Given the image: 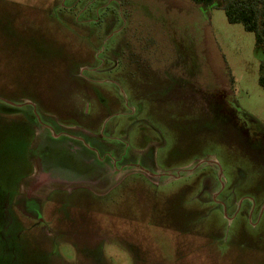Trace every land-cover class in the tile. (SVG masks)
I'll return each mask as SVG.
<instances>
[{"label":"rangeland","instance_id":"1","mask_svg":"<svg viewBox=\"0 0 264 264\" xmlns=\"http://www.w3.org/2000/svg\"><path fill=\"white\" fill-rule=\"evenodd\" d=\"M220 5L0 0V264H264L263 56ZM102 142L149 176L35 189L40 149L73 180Z\"/></svg>","mask_w":264,"mask_h":264},{"label":"flooded vegetation","instance_id":"2","mask_svg":"<svg viewBox=\"0 0 264 264\" xmlns=\"http://www.w3.org/2000/svg\"><path fill=\"white\" fill-rule=\"evenodd\" d=\"M57 127V126H56ZM69 129H74V126H70L68 127ZM52 130V128H49ZM57 130L60 131H53L51 136H44V138H46V141H52L54 143H60L62 145V147H65V149H72L73 152H80L78 149L80 147V145L83 146V148L85 149L86 144H89L91 141L92 143L94 141H99V137L96 136L94 134H92L93 136H88V132L84 130V132L78 133L77 135H72V134H68L70 132H65V131H61V129L57 128ZM65 132V133H64ZM87 132V133H86ZM91 145V144H90ZM41 151V149H40ZM39 151V160H40V164L42 166V170H41V174H43L46 178H48V180H52V181H60L63 182L64 185L68 184L69 182H78V183H83V184H87L84 183L85 181H87L88 179H91L93 185L95 188L98 189H105L106 185H105V174L108 171L107 169H111L112 171H117L115 173H120L125 172L126 170L129 169V165L131 164L130 161H128V159H126V156H124L120 150H118L117 148L111 147L109 146V144H104L103 142L100 144V147L98 149V162L97 163V171L95 169V167L93 169H91V171H93V174L91 175V177L88 178H84V177H79L77 176L75 179L73 180H65L64 177H62L60 174H57L55 171H47L46 169V165H45V160L43 158V156L41 155V152ZM75 165V164H74ZM80 168L78 167V165H76L75 169L76 170H81V165H79ZM84 168V166H83ZM82 171V170H81ZM80 171V172H81ZM111 172V171H110ZM66 181V182H65ZM82 184V185H83ZM85 186V185H83ZM30 209H32L31 211H35V207H31ZM35 215H39L38 213H34Z\"/></svg>","mask_w":264,"mask_h":264},{"label":"trees","instance_id":"3","mask_svg":"<svg viewBox=\"0 0 264 264\" xmlns=\"http://www.w3.org/2000/svg\"><path fill=\"white\" fill-rule=\"evenodd\" d=\"M191 1L204 8H211L215 7V5H220L219 0ZM221 7L225 11L230 24H240L247 32L255 35V44L263 56V62H261L260 65V80L258 82L264 89V0H261L260 2L258 1L257 3L252 1L229 0ZM11 206L13 208V201L11 202ZM14 222H16L15 219Z\"/></svg>","mask_w":264,"mask_h":264},{"label":"water","instance_id":"4","mask_svg":"<svg viewBox=\"0 0 264 264\" xmlns=\"http://www.w3.org/2000/svg\"><path fill=\"white\" fill-rule=\"evenodd\" d=\"M7 103H9L8 101H6ZM25 104H30V103H28V102H26L25 101ZM9 105H12V106H16V107H21V106H23L24 104H19V105H15V104H12V103H9ZM41 170H42V166H41V164H40V160L37 162V170H36V173H37V175L35 176L36 178H38L37 180L38 181H35V183L34 184H37L36 185V187H35V189H38L39 187H41V185L43 184V183H45V184H48V185H50V184H58V185H64V183L63 182H60V181H52V180H48V178H46L43 174H41ZM141 171V172H143V173H145V174H147V176H149L148 174H149V172H147V171H145V169H143V168H141L139 165H133L132 167H130L128 170H126L125 172H120V173H118V175H124L125 173H127V172H130V171ZM193 171L192 170H188V171H186V174H191ZM153 176V175H152ZM154 176H156V177H162V176H164L163 174H160V172H158V173H156ZM164 177H166V179L165 180H168L167 182H169V181H172V180H175V179H180V177H181V175L180 174H177V175H173V174H169V175H166V176H164ZM33 178V177H32ZM32 178H29L28 180L27 179H25V183H26V185H29L28 184V182H29V180L30 179H32ZM27 180V181H26ZM35 180V179H34ZM32 182H34V181H32ZM38 182V183H37ZM83 183H79L78 185H82ZM83 185H85V184H83ZM64 186H66L67 187V185H64ZM27 200L28 201H33L32 199H30V198H27ZM27 211V210H26Z\"/></svg>","mask_w":264,"mask_h":264}]
</instances>
